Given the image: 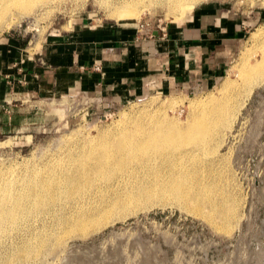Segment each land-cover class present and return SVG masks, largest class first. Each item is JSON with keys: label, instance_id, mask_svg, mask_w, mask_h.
<instances>
[{"label": "rangeland", "instance_id": "rangeland-1", "mask_svg": "<svg viewBox=\"0 0 264 264\" xmlns=\"http://www.w3.org/2000/svg\"><path fill=\"white\" fill-rule=\"evenodd\" d=\"M105 1L64 0L36 6L1 32L0 38L18 35L33 45L46 36L70 31L76 23L89 27L135 23L161 32L200 28L201 23L205 26L203 35L219 31L220 40L209 41L221 45L224 40L219 62L213 59L219 67L215 68L217 73L207 75L203 85L147 93L124 105L104 101L88 104L68 97L18 102L16 128L8 132L0 126V176L14 181L45 164L68 160L74 156L69 149L108 143L115 135L134 136L135 128L145 127L149 118L155 123L148 132L174 123L178 125L174 127L188 128L194 118L201 117L190 109L192 100L219 97L211 103L217 106L216 111L202 118L212 141H218L215 135L219 138L224 134V138L213 149L212 142L209 152H192L198 154V181L188 180L191 146L160 154L158 159L171 151L170 162L164 160L163 168L139 166L137 162L110 174L92 175L78 189L59 198L52 219L48 217L43 224L46 228L39 230L51 238L63 235L65 243L50 242L41 257L30 264H264L257 257L258 251L264 252V78L256 72L245 76L264 55V0H203L176 21L162 0L156 4L144 0L138 6L140 14L132 21H118L113 16V3ZM199 14L201 21L192 20ZM228 24L237 30L233 42L228 41L233 38ZM226 83L229 87L224 90ZM240 105L231 128L224 127L220 118L225 110ZM179 155L182 160L177 164ZM212 162L214 169L208 167ZM220 175L224 182L216 183L210 200L221 199L222 185L226 184L235 208L229 232L221 229L225 218L212 214L207 198L199 197L202 185ZM177 188L181 196L188 193L187 200L174 194ZM77 219L86 225L77 229L81 223L74 222ZM33 225L38 230L37 223ZM35 233L9 231L0 239V264L25 241H35Z\"/></svg>", "mask_w": 264, "mask_h": 264}, {"label": "crops", "instance_id": "crops-1", "mask_svg": "<svg viewBox=\"0 0 264 264\" xmlns=\"http://www.w3.org/2000/svg\"><path fill=\"white\" fill-rule=\"evenodd\" d=\"M201 19L199 14L192 20ZM204 19L210 22L209 17ZM204 27L200 23V28L161 32L135 23L95 27L76 23L70 31L33 45L18 35L3 36L0 126L8 132L16 128V103L24 100L68 97L88 104L124 105L147 93L203 85L207 75L217 73L213 59L218 61L225 47L224 40L221 45L209 41L218 40L219 31L203 35ZM226 27L233 37L228 41L233 42L237 30L233 24Z\"/></svg>", "mask_w": 264, "mask_h": 264}, {"label": "bare ground", "instance_id": "bare-ground-1", "mask_svg": "<svg viewBox=\"0 0 264 264\" xmlns=\"http://www.w3.org/2000/svg\"><path fill=\"white\" fill-rule=\"evenodd\" d=\"M62 1L64 0H0V34L16 24L18 19L29 14L34 7ZM143 1L107 0V3L109 5L113 3V16L118 21H132L140 14L138 6ZM149 1L148 3L156 4L158 0ZM162 1L166 3L165 6L169 15L172 14L175 17L173 21H176L182 19L196 3L203 0ZM252 72L261 74L264 78V55L256 61V65L250 73H245V76H250ZM228 87L229 85L226 83L222 86V89L225 90ZM218 98L206 101H190L189 107L192 112L201 113V117L194 118L188 128L180 129L174 127L178 125L173 122L174 124H170L165 128L160 127L148 132L149 126L155 123L151 122L149 118L145 120L149 121L145 127L137 126L135 128L134 136H121L120 134L115 135L108 143H87L86 145H80L81 147L77 146L75 150H68L74 154L68 160L50 163L49 165L45 164L44 167H39L37 170L30 172L27 177L15 179L14 181L0 176V239L6 236L9 231L37 232L32 237L35 241H25L2 264H30L33 260L41 257L50 242H53L54 245L65 243V236L55 234L51 238L49 237L50 235L42 234L39 230L46 228L43 224L47 222L48 217L52 219V210L57 205L59 198L66 192L78 189L83 182L88 181L94 174H110L137 162L140 164L139 166L155 165L158 168H163L166 167L164 160L168 164L170 162L171 151L165 157L158 159L160 154L171 148L178 149L181 146H191L187 156L190 169L188 180L196 181V173L200 165L197 162L198 154H192V152H209L208 150L211 148L208 147L212 142L213 149L224 138V134L219 136V138L218 135H215V139L218 141H212V136L207 132L206 123L202 118L210 116L209 113L216 111L217 106L213 105L215 104L213 102ZM208 106H211L209 111L205 109L203 112V109ZM241 106L232 108L228 112L227 109L225 110L224 115L220 118V121L225 125L224 127L231 128ZM77 149L79 154L75 155ZM179 157L177 164L181 163L180 161L182 160V155H179ZM208 167L214 169L215 163H209ZM189 169L185 170L184 176L187 175ZM219 177V179H209L206 184H203L199 197L207 198L208 202L206 205L209 206L212 214L225 218L221 229L224 232H229L235 208L233 203H231V195L225 191L226 184L222 185L221 199L210 200V196L213 195V188L217 186L216 183L219 181L220 183L224 182L222 176L220 175ZM219 188L221 189L220 185ZM174 191V194L179 196L180 199H188V193L180 195V188ZM195 207L196 211H199L200 204L198 203ZM205 219L211 222L209 218L205 217ZM74 222H81L78 224L77 229L86 225V221L81 219H77ZM34 223L38 225V230L36 231L34 230ZM257 257L261 258L264 263V252L258 251Z\"/></svg>", "mask_w": 264, "mask_h": 264}, {"label": "built area", "instance_id": "built-area-1", "mask_svg": "<svg viewBox=\"0 0 264 264\" xmlns=\"http://www.w3.org/2000/svg\"><path fill=\"white\" fill-rule=\"evenodd\" d=\"M141 27H143V26H141Z\"/></svg>", "mask_w": 264, "mask_h": 264}]
</instances>
